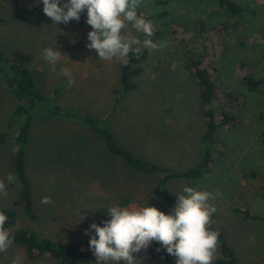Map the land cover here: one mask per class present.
Segmentation results:
<instances>
[{"label":"rangeland","instance_id":"1","mask_svg":"<svg viewBox=\"0 0 264 264\" xmlns=\"http://www.w3.org/2000/svg\"><path fill=\"white\" fill-rule=\"evenodd\" d=\"M237 1L242 6L237 17L227 16L213 0L142 1L140 7L147 15L166 12L164 18H150L159 32L156 41H165L166 47L141 50L147 51V57L135 65L142 70L134 78L137 89L125 93L116 106L121 63L101 61L95 50L86 47L91 26L83 12L79 21L54 25L45 14L29 16L42 0H0V51L32 74L49 102L33 110L26 148L36 216L30 219L20 202V185L5 179L8 173L16 177L12 164L16 127L8 124L17 101L0 75V132L7 133L0 144V179H5L8 191L7 197L0 196V211L15 212L16 228L32 230L63 246L84 243L85 230L97 222L98 211L105 205L148 203L168 214L172 209L153 195L154 177L132 170L111 155L86 124L53 116L46 108L56 104L66 112L104 120L116 143L135 157L170 170L187 169L200 161L206 132L199 89L188 69V58L194 54L219 88L215 119L224 109L231 110L237 123L218 130L209 172L198 180L174 179L166 186L173 207L184 186L211 192L210 203L217 209L214 227L238 264H264V222L244 219L237 211L246 209L264 217V0ZM129 31L145 38L131 25ZM46 47H57L63 54L55 71L43 58ZM62 67L72 71L75 84L70 88ZM225 90L233 92L231 108L221 99ZM45 196L51 204L41 203ZM80 212L85 217L82 222ZM163 251L154 260L145 250L134 255L140 264H175L176 258ZM17 256L21 264H56L46 255L28 261L23 250L13 246L0 253V264H12ZM220 257L218 244L214 260ZM77 264H96V260Z\"/></svg>","mask_w":264,"mask_h":264},{"label":"clouds","instance_id":"2","mask_svg":"<svg viewBox=\"0 0 264 264\" xmlns=\"http://www.w3.org/2000/svg\"><path fill=\"white\" fill-rule=\"evenodd\" d=\"M141 3L142 0H42L43 12L54 25L79 21L80 14L86 10V23L91 26L86 47L95 50L101 61L115 60L123 65L129 63L130 54L166 47L165 41L151 39L153 22L138 15ZM129 25L145 38L141 40L132 35ZM42 54L55 71L63 54L57 47H46ZM60 71L67 78L66 87H72L75 84L72 71L68 67ZM5 179L7 183L17 182L12 173ZM5 179H0V196L3 197L8 196ZM177 197L168 214L148 203L141 207L110 206L107 210L110 219L102 221V226L91 223L84 233L89 235L94 230V235L89 236V248L96 264H140L134 254L146 250L153 241L176 258L175 264H213L219 237V231L211 228V217L217 211L210 203L213 194L184 186ZM41 203L51 204L52 201L45 196ZM79 215L82 222L85 217L81 212ZM7 221L8 216L0 211V253H6L14 243V234L5 227ZM12 264H21V258L17 256Z\"/></svg>","mask_w":264,"mask_h":264},{"label":"trees","instance_id":"3","mask_svg":"<svg viewBox=\"0 0 264 264\" xmlns=\"http://www.w3.org/2000/svg\"><path fill=\"white\" fill-rule=\"evenodd\" d=\"M213 1L216 3L217 7L229 17H237L242 12V6L237 0ZM137 12L138 15H142L148 20L154 17L164 18V16H166L165 11L152 16L147 15L142 11L141 7L137 9ZM83 13L87 19L86 10ZM40 15H44L43 4L31 8L29 12L30 17H38ZM158 36L159 32L154 29V35L151 37V39L156 41ZM146 57L147 51L143 50L139 54H130L128 57L129 63L127 65L121 64L118 89L114 91L118 97L115 104L116 106L119 104V101L123 98L125 93L137 89L134 78L139 76L142 70L135 67V65ZM188 60V69L190 70L191 75L199 89V97L203 107L202 115L206 124V132L202 138L204 151L200 161L187 169L170 170L157 166L156 164L139 157H135L129 150L116 143L114 135L103 122L104 120L66 112L56 104H51L49 108H46L47 111L53 116L60 115L66 118L78 120L86 124L104 141L111 155L121 158L132 170L154 177L156 183L153 188V195L157 199L162 200L168 209L173 208L174 200L166 184L174 179L198 180L205 173L209 172L210 167L215 160V147L217 144L218 130L221 127H234L237 123L236 116L231 110L224 109L219 120L217 121L215 119L213 106L217 100L219 92V88L215 82V79L210 71L202 65L201 60L196 58L194 54H191ZM0 75L4 80L8 91L17 101V105L10 115L11 120L8 124V127H16V132L13 139L14 151L12 153V164L16 174L17 182L20 185L19 198L24 214L30 219H35L36 216L33 210L31 183L26 173V148L31 122L33 119V110L41 104L49 105V102L37 89L32 74L22 65L12 62L1 51ZM221 97L222 101L231 108L235 102L233 92L225 90L222 92ZM115 105L113 106V110L116 108ZM6 136V132H0V144L5 141ZM261 142L264 144V133H261ZM122 204H127V200H122ZM109 207L110 205H105L99 209L98 220L96 224L102 226V221L110 219L107 213ZM2 211L8 216V221L6 222L5 227L14 234V243L12 246L22 249L26 260L33 262L40 259L44 255L54 260L56 264H77L79 261L95 260V257L89 248V236L94 235V230L89 235H86V240L84 243L76 242L59 246L57 243L51 241L48 238L39 237L32 230L16 228L15 212L8 208H4ZM237 211L243 215L244 219L264 222L263 216L251 214L249 210L238 209ZM211 220V228L217 230L214 227L213 215ZM218 244L220 246L221 257L214 260L213 264H238L233 250L228 246L224 236L220 231ZM143 251L144 250H141V252L138 254H143ZM145 251L148 253L149 259L151 260L161 256L162 252H164L162 246L155 241H153Z\"/></svg>","mask_w":264,"mask_h":264}]
</instances>
